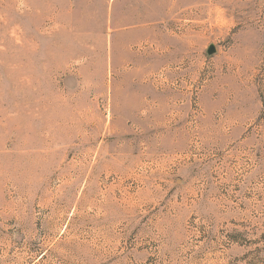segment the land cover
Returning a JSON list of instances; mask_svg holds the SVG:
<instances>
[{
  "label": "rangeland",
  "instance_id": "1",
  "mask_svg": "<svg viewBox=\"0 0 264 264\" xmlns=\"http://www.w3.org/2000/svg\"><path fill=\"white\" fill-rule=\"evenodd\" d=\"M0 264H264V0H0Z\"/></svg>",
  "mask_w": 264,
  "mask_h": 264
}]
</instances>
